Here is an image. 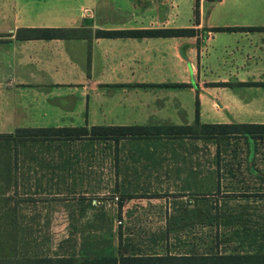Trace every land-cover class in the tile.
<instances>
[{"label": "crops", "instance_id": "0c3cea01", "mask_svg": "<svg viewBox=\"0 0 264 264\" xmlns=\"http://www.w3.org/2000/svg\"><path fill=\"white\" fill-rule=\"evenodd\" d=\"M29 3L43 2L19 0L17 14L29 21L0 29V133L21 127L192 124L196 100L200 122L264 123V0H57L56 6L69 13L37 9V18L27 10ZM7 11L0 0V13ZM85 18L91 25L83 24ZM33 27L77 28L79 36L17 39L18 28ZM212 27L245 29L208 31L203 37V28ZM157 28L197 33L95 35L96 30ZM163 140L156 149L178 148ZM102 145H94V153L110 148L120 153L107 160L115 186L129 197L149 194V177L159 166L187 163L184 156H154L155 147L147 142ZM89 155L80 156L79 170H68L65 163L59 178L88 180L80 164ZM54 160L66 162L67 157Z\"/></svg>", "mask_w": 264, "mask_h": 264}, {"label": "rangeland", "instance_id": "374dc122", "mask_svg": "<svg viewBox=\"0 0 264 264\" xmlns=\"http://www.w3.org/2000/svg\"><path fill=\"white\" fill-rule=\"evenodd\" d=\"M4 1L8 11L4 16L0 13V29L26 23L28 19L17 14L19 0ZM56 1L37 0L43 3H29L26 8L32 18H37V9H49L50 15L69 13L68 8L56 6ZM41 16L50 18L44 16V12ZM184 142V146L176 144L178 148L154 149V156L171 159L184 156L187 163L178 165L170 161L168 166H159L158 172L149 177L152 189L145 190L149 192L147 195L129 197L117 189L107 158H115L120 153L112 148L94 153L95 149L89 147L87 161L80 164L88 171L86 181L61 179L59 177L66 169H54V165L42 169L37 166V173L31 170V178L24 174L19 192L37 198V207L27 205L26 213L37 212V228L41 229L38 234L46 236L45 241L39 238L42 250L49 246L50 252L54 251L58 244L62 250L72 249L71 245L77 246L78 243L62 240L69 236L74 238L75 230H92L94 222L103 227L99 231L103 237L101 242L111 244L123 255L244 253L259 248L264 251V138L231 140L230 148L222 152L219 163L214 156L213 144L204 145L200 140L188 139ZM102 144L107 146V143ZM109 144L112 147V143ZM232 147L235 153L230 150ZM52 156L54 164V159L62 158L58 154ZM179 167L181 171L177 173ZM79 169L74 168L75 171ZM81 172L78 171V176L84 175H79ZM152 179L157 180L153 182ZM188 182L192 184L191 189L184 190ZM72 187L74 194L71 193ZM82 190L86 192L83 196ZM81 197L85 198L83 204L92 201L95 206L81 213L82 205L78 203ZM187 203L209 209L210 221L206 215L203 218L190 213L178 224L187 219L192 220L191 223L169 231L167 222L170 216ZM109 224L110 230L105 228Z\"/></svg>", "mask_w": 264, "mask_h": 264}, {"label": "trees", "instance_id": "16d2710c", "mask_svg": "<svg viewBox=\"0 0 264 264\" xmlns=\"http://www.w3.org/2000/svg\"><path fill=\"white\" fill-rule=\"evenodd\" d=\"M245 29L242 27H212L203 28V37L208 31H230ZM194 28H157L133 30H96L97 37H156V36H193ZM79 36L77 28H18L17 39L32 38H75ZM256 83H251L254 85ZM258 84V83H257ZM220 85H226L220 83ZM159 86H175L162 84ZM178 86H184L182 84ZM195 121L192 124L174 125H133V126H74V127H21L12 133H0V264H264V251L259 248L254 252H238L224 254H188V255H149L134 256L119 254V249L111 244L104 245L99 231L103 228L92 223L93 229L74 231L62 242L78 243L71 245L72 249L62 250L61 244L54 251L49 246L42 250L39 238L46 236L38 234L37 212L26 213L27 205L37 207V198L22 195L19 192L24 182V174L37 173V166L43 168L54 165L56 168L68 170L77 166L80 156L88 152L89 147L99 143L116 145L121 140L142 141L153 144L173 140L174 144L184 146L185 140H200L207 145L215 146L216 161L222 152L230 148L231 140L264 138V123H203L199 120L198 100L195 107ZM172 143V144H173ZM107 145L106 147H108ZM143 149V148H140ZM175 148L173 149V151ZM236 152L233 147L230 149ZM53 154L67 157L66 162H53ZM144 155V154H142ZM71 160L73 162H71ZM33 170V171H31ZM27 179V178H26ZM189 183V182H188ZM184 186L190 190L192 184ZM204 191V190H203ZM208 194V193H205ZM80 199V200H79ZM83 197L78 198L82 205L81 213L93 208L95 204L89 201L83 204ZM74 201H77L75 199ZM81 202V203H80ZM187 203L176 214L171 215L167 228L169 231L177 227L187 226L192 220H182L186 214L196 213L210 221L207 208L190 206ZM208 216V217H207ZM110 230V224L105 227ZM78 233V234H76ZM111 241V239H109ZM61 242V243H62ZM41 247V248H40Z\"/></svg>", "mask_w": 264, "mask_h": 264}, {"label": "water", "instance_id": "95a60500", "mask_svg": "<svg viewBox=\"0 0 264 264\" xmlns=\"http://www.w3.org/2000/svg\"><path fill=\"white\" fill-rule=\"evenodd\" d=\"M91 23H92V21L89 18H85L84 21H83V24L86 25V26L87 25H91Z\"/></svg>", "mask_w": 264, "mask_h": 264}, {"label": "built area", "instance_id": "2783aa9c", "mask_svg": "<svg viewBox=\"0 0 264 264\" xmlns=\"http://www.w3.org/2000/svg\"><path fill=\"white\" fill-rule=\"evenodd\" d=\"M118 224H121V221H118Z\"/></svg>", "mask_w": 264, "mask_h": 264}]
</instances>
